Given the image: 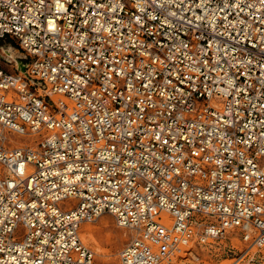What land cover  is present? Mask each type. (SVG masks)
<instances>
[{"label": "built area", "instance_id": "2783aa9c", "mask_svg": "<svg viewBox=\"0 0 264 264\" xmlns=\"http://www.w3.org/2000/svg\"><path fill=\"white\" fill-rule=\"evenodd\" d=\"M102 214L117 264H264V0H0V264H112Z\"/></svg>", "mask_w": 264, "mask_h": 264}, {"label": "rangeland", "instance_id": "374dc122", "mask_svg": "<svg viewBox=\"0 0 264 264\" xmlns=\"http://www.w3.org/2000/svg\"><path fill=\"white\" fill-rule=\"evenodd\" d=\"M8 46H11L13 50L15 51L17 55L16 57L17 60L23 57L21 50L18 48V46L14 42H12L11 40H4L1 42V47L4 52L6 51ZM6 57H7L6 63H9V64L15 60V58H11L7 54H6ZM85 226L86 227L89 226L93 229L94 241L97 242L96 245L93 240L85 241L82 238L83 237L82 233L84 232L83 228ZM80 228L81 229H79V234H80L82 241L96 253V257L98 260L102 262H106V263H112V264L118 263L117 254L119 250L122 248V246L130 238L131 236L130 230L117 226L113 216L110 214H102L99 218H97L96 221L83 222ZM97 251L99 253H97ZM217 261H220V260L214 259L212 263L213 264L219 263ZM225 263L226 261L221 262V264H225Z\"/></svg>", "mask_w": 264, "mask_h": 264}, {"label": "bare ground", "instance_id": "6f19581e", "mask_svg": "<svg viewBox=\"0 0 264 264\" xmlns=\"http://www.w3.org/2000/svg\"><path fill=\"white\" fill-rule=\"evenodd\" d=\"M5 53L8 55V56H10L11 58H15V61H17L18 62V60L16 59V57H17V55H16V53H15V51L13 50V48L11 47V46H8L7 47V49H6V51H5ZM83 227V226H82ZM81 227V228H82ZM80 228V229H81ZM83 230H84V232L82 233L83 234V239L85 240V241H90V240H93L94 241V236H93V229L91 228V227H89V226H85L84 228H83ZM115 236V235H114ZM118 237V236H117ZM118 239V238H117ZM106 241V240H105ZM95 242V245L97 244V242L96 241H94ZM98 250V249H97ZM102 250V249H101ZM106 250V249H105ZM97 253H99L98 251H97Z\"/></svg>", "mask_w": 264, "mask_h": 264}, {"label": "water", "instance_id": "95a60500", "mask_svg": "<svg viewBox=\"0 0 264 264\" xmlns=\"http://www.w3.org/2000/svg\"><path fill=\"white\" fill-rule=\"evenodd\" d=\"M18 63H19V70L20 71H24V66H23V64H22L20 59L18 60Z\"/></svg>", "mask_w": 264, "mask_h": 264}]
</instances>
